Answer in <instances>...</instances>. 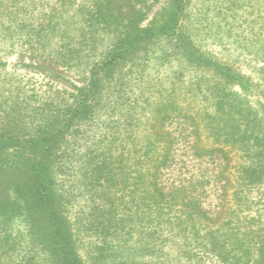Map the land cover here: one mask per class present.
I'll use <instances>...</instances> for the list:
<instances>
[{"label": "rangeland", "instance_id": "1", "mask_svg": "<svg viewBox=\"0 0 264 264\" xmlns=\"http://www.w3.org/2000/svg\"><path fill=\"white\" fill-rule=\"evenodd\" d=\"M101 1L0 0V135H57L50 176L79 264H264V0H183L173 37L116 58L85 95L121 29L174 3L109 0L102 20ZM0 240V264H41L23 216Z\"/></svg>", "mask_w": 264, "mask_h": 264}, {"label": "trees", "instance_id": "2", "mask_svg": "<svg viewBox=\"0 0 264 264\" xmlns=\"http://www.w3.org/2000/svg\"><path fill=\"white\" fill-rule=\"evenodd\" d=\"M109 4V0H102L98 5L97 12L102 20L106 17L103 8ZM182 9L183 0H174L171 12L159 24L152 22L145 29H140L133 22L125 24V30L121 29L123 38L114 44L112 53L102 60L96 70H91L89 90L85 95L96 87L99 71L104 72L105 67L112 65L116 58L135 50L142 42L173 37L178 29ZM55 138L56 134L22 145L10 137L0 135V229L14 216H23L32 237L31 252L41 258V264H79L53 192L48 157ZM11 157L14 159L10 160ZM2 245L0 240V247ZM29 258L33 260L34 255Z\"/></svg>", "mask_w": 264, "mask_h": 264}]
</instances>
